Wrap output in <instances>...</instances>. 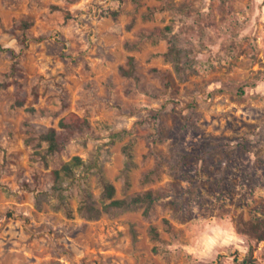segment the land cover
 <instances>
[{"label": "rangeland", "instance_id": "1", "mask_svg": "<svg viewBox=\"0 0 264 264\" xmlns=\"http://www.w3.org/2000/svg\"><path fill=\"white\" fill-rule=\"evenodd\" d=\"M0 43L28 93L0 88V264H264L236 225L264 221V0H0ZM69 111L90 128L47 153ZM104 181L166 194L103 210Z\"/></svg>", "mask_w": 264, "mask_h": 264}, {"label": "trees", "instance_id": "2", "mask_svg": "<svg viewBox=\"0 0 264 264\" xmlns=\"http://www.w3.org/2000/svg\"><path fill=\"white\" fill-rule=\"evenodd\" d=\"M23 20L21 25L25 26L27 23ZM0 50L9 51L11 57H17L13 48L4 47L0 43ZM127 67L124 65L120 66V72L124 75H133L135 69V60L133 55H128ZM10 79L0 80L1 87L14 86L15 104L22 105L26 102L28 93L23 86V82L20 77L23 76L21 67L19 66L18 59H14L11 65V70L9 72ZM255 85V83H252ZM241 90H243L241 88ZM193 106V104H191ZM90 128V122L88 117L77 113L76 111H69L58 120L57 126L50 125L47 126L39 134L40 141L46 143L47 153H56L61 151L76 135L84 132ZM126 155L131 158V153L128 148H126ZM84 164V159L80 155H73L70 159L63 161L59 167L50 170V175L54 181V184L60 181L64 176H72L75 173V169ZM35 182L38 183L37 176H34ZM36 183V184H37ZM24 184L29 186L30 182L24 180ZM115 186L109 182H103V192L109 201L103 204L102 209L107 210L110 207L117 208H127L134 205H142L145 207L143 209V214L148 215L153 204L165 197L166 193L161 190L146 189L141 193H137L130 198H117L115 195ZM82 208L86 209L90 214L96 215L100 213L101 209L93 204H84ZM236 225L244 230L245 232L256 236L258 239H264V221L262 222H247L238 221ZM150 232L154 238L158 237V231L154 225L150 226ZM251 264H257L253 261H245Z\"/></svg>", "mask_w": 264, "mask_h": 264}]
</instances>
